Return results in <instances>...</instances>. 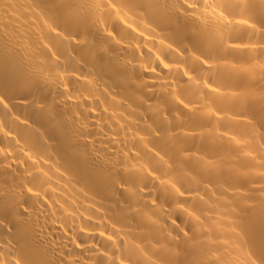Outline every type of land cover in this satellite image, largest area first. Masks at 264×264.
Here are the masks:
<instances>
[{
    "label": "bare ground",
    "instance_id": "obj_1",
    "mask_svg": "<svg viewBox=\"0 0 264 264\" xmlns=\"http://www.w3.org/2000/svg\"><path fill=\"white\" fill-rule=\"evenodd\" d=\"M71 2L0 0V264H261L260 0Z\"/></svg>",
    "mask_w": 264,
    "mask_h": 264
},
{
    "label": "snow or ice",
    "instance_id": "obj_2",
    "mask_svg": "<svg viewBox=\"0 0 264 264\" xmlns=\"http://www.w3.org/2000/svg\"><path fill=\"white\" fill-rule=\"evenodd\" d=\"M49 2L57 7L58 22L60 25L63 26L64 31H68L72 33V32H78L80 30L81 26L79 23H77V17L79 15V8H80L79 5L73 4L71 0H64V2L60 4H56V0H49ZM88 6L94 7L96 9H100L102 7H114L115 5L111 4V0H89ZM189 6L192 7V5ZM250 6H255V5H250L249 0H224V4H223L224 9L229 12V15L232 14L233 9L243 11L249 8ZM260 7L262 13H264V0H260ZM221 15H223V13H221ZM241 22L247 23V21H241ZM260 24H261V28L264 29V17H262ZM128 27L131 28V25H128ZM249 27H255V25H249ZM52 31L56 32V29L54 28L52 29ZM133 31L135 30L133 29ZM62 34H63L62 32H56V35L58 37L62 36ZM109 35L112 34L109 33ZM141 35H143V33H141ZM164 67L167 68L169 67V65L164 64ZM176 101L179 105H182L184 109H188V103L185 102V99L177 97ZM9 102H11L9 95L6 92L0 93V105H3L5 108H7ZM44 107H45L44 105H41V109H44ZM262 120H264V115H262ZM262 126H264V124H262ZM157 155H159V153H157ZM153 171H155V169ZM149 174L151 175V173ZM173 188H175V185H173ZM29 191H31V189H29ZM176 191L180 196L184 195V193L181 192L179 189H176ZM6 207L7 205L5 203L4 208ZM189 214L191 215V213ZM109 239H111V237H109ZM16 264H20V262L17 261ZM121 264H123V262H121ZM261 264H264V260H262Z\"/></svg>",
    "mask_w": 264,
    "mask_h": 264
}]
</instances>
